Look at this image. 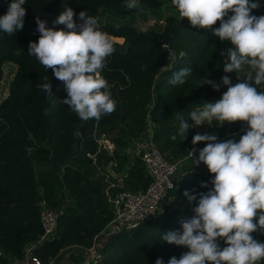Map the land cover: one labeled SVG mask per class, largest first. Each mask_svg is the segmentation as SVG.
Wrapping results in <instances>:
<instances>
[{
    "label": "trees",
    "instance_id": "obj_1",
    "mask_svg": "<svg viewBox=\"0 0 264 264\" xmlns=\"http://www.w3.org/2000/svg\"><path fill=\"white\" fill-rule=\"evenodd\" d=\"M10 3L11 0H0V16ZM123 3L124 0H26L23 29L11 36L0 31V83L3 64L17 66L9 94L0 100V264H20L25 246L38 239L42 202L58 215L55 237L35 250L43 263L67 250L94 247L97 259L81 264H155L157 258L167 264L171 257L179 259L188 251L162 241V233L179 229L180 222L193 215L191 209L196 202L190 204L184 193L199 199V193L211 189L213 177L185 169L161 213L135 229L120 227L105 236L104 229L114 217L108 199L117 192H138L148 187L150 179L140 155L126 152L129 144L148 131V120L153 126L151 142L169 161L179 162L183 168L192 146V128L185 140H171L176 130L175 115L182 112L187 117L217 96L211 85L202 83L234 74L224 73L227 57L221 56L232 45L174 16L165 19L159 32L141 31L130 24H102L100 8L123 16L127 14ZM259 3L261 6L251 13L257 17L264 15V0ZM143 4L155 6L153 0H139V5ZM65 8L73 10L77 24L82 23L78 18L81 11L98 18L100 30L114 40L116 50L107 58L100 75L110 85L116 109L99 121L83 122L60 103L58 99L67 97L63 83L27 52L29 42H37L40 36L37 17L46 22L47 28L68 31L64 25H53ZM213 27H219V21ZM185 67L192 69L186 82L169 84L173 74ZM45 77L51 83L52 97L37 87L47 82ZM114 162L118 171L130 166L123 188L118 185L120 188L115 186L106 193V187L113 183L106 167ZM202 183L208 187H201ZM251 235L264 243V234ZM219 245L226 246L222 240ZM257 264H264V260Z\"/></svg>",
    "mask_w": 264,
    "mask_h": 264
},
{
    "label": "clouds",
    "instance_id": "obj_2",
    "mask_svg": "<svg viewBox=\"0 0 264 264\" xmlns=\"http://www.w3.org/2000/svg\"><path fill=\"white\" fill-rule=\"evenodd\" d=\"M25 3L11 0L6 13L0 16V31L11 36L23 29ZM171 5L192 28L230 42L232 46L221 52L227 57L223 71L235 73L243 81L232 85L228 75L222 76L219 83L205 79L202 84L216 91L222 84L228 86L227 91L215 102H204L187 117L177 112L173 124L176 130L170 139L185 140L190 128L213 122H218L217 126L246 122L248 130L238 142H217L215 135L207 133L192 137L193 145L206 143L198 157L189 153L192 165L202 163L214 174L212 187L199 193V199L184 193L190 204L196 202L191 209L193 215L185 217L179 229L162 233L161 239L188 251L179 259L171 257L167 264H257L264 260V243L251 235L264 234V15L251 13L261 5L259 0H171ZM122 7L136 9L139 0H124ZM75 15L71 8H65L53 20L54 26L64 25L68 31L47 28L46 22L37 17L40 36L37 42H29L27 52L63 83L67 97L57 98L60 103L83 122L99 121L116 109L110 85L100 75L116 49L108 34L100 30L98 18L81 11L78 18L82 23L77 24ZM218 21L219 27L214 28ZM191 72L190 67L181 68L169 84L183 85ZM45 80L37 87L52 97L51 83L48 77ZM169 187L176 186L169 183ZM201 187L208 184L202 183ZM220 240L225 247H220ZM155 264H163L162 258H157Z\"/></svg>",
    "mask_w": 264,
    "mask_h": 264
},
{
    "label": "built area",
    "instance_id": "obj_3",
    "mask_svg": "<svg viewBox=\"0 0 264 264\" xmlns=\"http://www.w3.org/2000/svg\"><path fill=\"white\" fill-rule=\"evenodd\" d=\"M247 124L244 122L238 133L245 134ZM138 148L140 159L144 165L145 173L150 179L148 187L144 191L131 192L121 191L110 198L109 202L113 205L114 217L108 224L109 230L105 233L110 234L113 229L124 227L127 230L137 228L142 222L161 213L169 195L177 187V176L180 171V163L169 161L155 145L151 138L146 140ZM109 149V148H108ZM111 150V149H110ZM201 150L198 146H191L189 152L195 156ZM190 156V153H188ZM169 183L174 184L175 188H170ZM114 188L115 185H110ZM41 211L39 214L41 224V234L35 242L28 243L24 250L20 264H56V258H51L47 263H43L35 254V250L45 242L51 241L55 237L57 230V213L40 203ZM95 250V247L89 251Z\"/></svg>",
    "mask_w": 264,
    "mask_h": 264
},
{
    "label": "rangeland",
    "instance_id": "obj_4",
    "mask_svg": "<svg viewBox=\"0 0 264 264\" xmlns=\"http://www.w3.org/2000/svg\"><path fill=\"white\" fill-rule=\"evenodd\" d=\"M153 2L155 3V6L153 7L145 6L143 4V6L139 5L138 8L132 9V10H128L125 8L127 10V14L123 16H119L118 14L114 13L111 10H105V8H100L99 10L100 21L102 22V24H110L112 26H118L121 24H130L141 31L147 30V29H154L156 32H159L163 29L162 27L164 26L163 24H165L166 18L171 17V16L179 18L177 11L171 5V0H153ZM109 38L111 41L113 40V38L111 37ZM2 68H3L2 70L3 76H2L1 83H0V100H3L4 98L8 96L10 85L17 71V66L9 62H5ZM100 142L104 144L106 148H108V144H105L103 140ZM131 144H129V148L132 147ZM117 167H118L117 164L116 166H113V169H115V173L117 174L115 175L116 180H113V181L115 182V185L117 187H119L118 185H120L121 188H123L122 187L123 179L125 178L124 174L126 172L125 171L126 169H123L122 171H118L116 170ZM120 178H121V181H120ZM104 239L105 238L103 237L102 240L104 241ZM77 250H74V251L72 249L67 250L65 254H71L74 260L76 261L81 260L82 262H87V263L90 261H94L95 259H97L99 255L97 252H95V250H92L89 252H84L82 250L77 251ZM65 260H67V262L70 261V259H68L67 257ZM67 264H74V263L71 260V262Z\"/></svg>",
    "mask_w": 264,
    "mask_h": 264
},
{
    "label": "crops",
    "instance_id": "obj_5",
    "mask_svg": "<svg viewBox=\"0 0 264 264\" xmlns=\"http://www.w3.org/2000/svg\"><path fill=\"white\" fill-rule=\"evenodd\" d=\"M230 79H231V84L232 85H235L236 83H239V82H242L243 81V77H241L239 80L237 79V76L236 74L234 73L233 75H230L229 76ZM221 80V79H220ZM220 80L217 81V83L220 82ZM227 87L228 86H225V85H222L220 86L219 90L217 91V96L212 98L210 102H215L217 100H219L223 93L227 91ZM258 91H260V89L258 88ZM198 108V107H196ZM195 108V109H196ZM194 109V110H195ZM193 111V110H192ZM148 131L147 132H144L143 135L141 136V138H139L138 140H135L132 142V147L131 148H128L126 150L127 153H134V154H137L138 152V148H140V146L142 145V143L144 142L143 140H146L147 137L151 138V134H152V129H153V126L152 124L150 123V121L148 120ZM218 122H213L211 125L209 124H203V125H200V126H197V127H194L192 128V135L194 136L195 134L199 133V134H204V133H207L209 135H215L217 137V142H223V141H226L228 139H233L234 141L238 142L239 141V138H240V133H236L232 136H229L227 131L228 129L231 127L232 124L234 123H240V124H243L244 122H240V121H237V122H234L232 124H229L227 122H225L222 126H217ZM192 136V137H193ZM192 146H194L192 144ZM195 146H198L201 150L206 146V143L205 142H200V143H197ZM108 148L112 150V147L110 145H108ZM199 153L196 154L195 156H193V158H196L198 157ZM132 158H130L131 160ZM184 166L182 169H180L179 173H178V176H177V183H179L180 181V178L183 174V171L185 169H191V170H196L198 173L202 174L203 176H211L213 177L214 174H210L206 168L205 165H203L202 163L199 165V166H195V165H192V157H189L187 156L183 162ZM128 165V166H127ZM124 166V169H129V166L130 164H127ZM113 166H116V163H109L106 167V171H108L109 175H110V179L112 180V184H114V181L113 180H116L115 178V175H117L115 173V169H113ZM126 171V170H125ZM127 176L126 172L124 174V177ZM120 181H121V178H120ZM110 184V185H112ZM109 186L106 187V193H109L110 189H113ZM116 186V185H115ZM117 188V186H116ZM119 188V187H118ZM112 198L111 195L109 197V199ZM171 198V194L169 195V198L167 199V201L165 202L166 204H168L170 202V199ZM108 199V200H109ZM109 224V223H108ZM108 224L106 225L105 229H104V235L107 236L108 233H105L107 230H109L108 228ZM67 252V251H66ZM84 252H89V250H84ZM66 257L68 259H70L69 262H72L74 264H81L82 261H76L74 260L73 256L71 254H65V252H62L60 254V256H58V258H56V264H67L69 262H67ZM87 263V262H86Z\"/></svg>",
    "mask_w": 264,
    "mask_h": 264
},
{
    "label": "water",
    "instance_id": "obj_6",
    "mask_svg": "<svg viewBox=\"0 0 264 264\" xmlns=\"http://www.w3.org/2000/svg\"><path fill=\"white\" fill-rule=\"evenodd\" d=\"M169 37H170V35H168V37L165 40L162 41L163 45L167 44V41H168ZM81 126H82V124L77 128L78 131L80 130ZM241 126H242V124H240V123L232 124L231 127L227 131L228 135L232 136V135L238 133L240 131V129H241Z\"/></svg>",
    "mask_w": 264,
    "mask_h": 264
}]
</instances>
